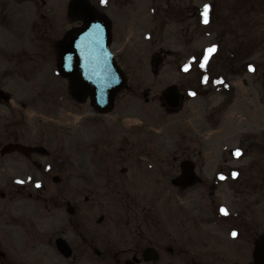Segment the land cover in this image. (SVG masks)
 <instances>
[{"label":"flooded vegetation","instance_id":"flooded-vegetation-1","mask_svg":"<svg viewBox=\"0 0 264 264\" xmlns=\"http://www.w3.org/2000/svg\"><path fill=\"white\" fill-rule=\"evenodd\" d=\"M25 1L32 11L18 13L17 3ZM73 1L0 0V264H258L253 243L264 235L251 238L247 207L225 213L214 197L248 184L236 125L249 118L240 106L251 96L248 75L261 66L252 58H264V0L153 5L144 33L153 43L148 64L155 77L145 88V72L130 74L145 63L125 64L132 35L120 45L130 24L116 21L134 8L90 0L110 24L116 67L128 78L110 112H101L91 93L80 94L70 77L86 48L84 5ZM164 17L176 23L173 32L162 27L169 25ZM176 32L186 49L181 62L188 85L197 84L206 101L218 96L206 118L216 116L221 128L235 126L221 138L214 173L206 172L215 152L209 137L179 139L175 123L169 129L157 124L161 113L175 116L191 100L179 83L156 87L172 67L165 46ZM237 78L247 88L242 97ZM173 84L177 105L165 98ZM140 96L161 110L125 111V103ZM259 176L264 183V173ZM199 194L212 199L205 209L185 203Z\"/></svg>","mask_w":264,"mask_h":264},{"label":"rangeland","instance_id":"rangeland-1","mask_svg":"<svg viewBox=\"0 0 264 264\" xmlns=\"http://www.w3.org/2000/svg\"><path fill=\"white\" fill-rule=\"evenodd\" d=\"M116 1H118V4L129 3L128 5L130 6V8H134V11L131 12V14H129L126 18L121 16L116 21L121 27L122 24L124 26L130 24V27L127 26L128 28L125 30V36L127 37L120 42V45L124 42H127L128 37L132 35L130 41L128 42L129 46L124 52V56H127V62L125 64L130 65L137 62L145 63L144 67H141V70H137L136 68H138L139 66H136L133 67L130 72L132 76L137 74V76L139 77L140 75V78L143 77L142 73H146L143 77L148 78L144 81L143 88H145L147 85H149V83L154 81L153 79L155 76H153L152 73V66L148 64L152 56L151 49H153V43L150 42V39L144 32L151 26L153 12L150 9L153 5H161L164 0ZM17 5L18 13L31 12L33 8L31 2L27 1L19 4L17 3ZM172 17H174V15ZM163 21H167L169 25L162 26L161 21L158 18V23H160L163 28L170 32H173L172 30L176 27V23L172 24V20L170 18L166 19L165 17L163 18ZM175 35L176 41H170V45L165 46L166 48H169L171 50L172 57L170 58V60L173 61L172 67L167 66L163 70L161 75L157 77L158 80L156 81V87L160 89L169 83H179V85L182 86V89L188 93V96L193 98L190 101L187 100L184 103L183 109L175 116H166L165 114L161 113L157 124H160L161 128L169 129V127L173 128V125L175 123L177 125L179 139L183 137L202 138L204 136H210L211 143L214 146H212L211 151L215 152L210 161L212 169L208 164L206 172L208 171V173H214L218 166L221 165V138L226 135L225 132H231L232 130H234L235 126L234 128H221L218 127V118H216V116L211 117V121L210 119L206 118V112L211 110L210 105H212V103L218 101V96L212 95V98L206 101L203 96L197 95V84H195L194 86H191L190 84L188 85L187 80L189 79L190 75H187L185 67L181 62L183 59L181 55L185 54L184 52L186 49L181 46V42L179 40V35L177 32L175 33ZM261 50L264 53V45H262ZM259 56L260 54L257 53L252 58L253 63H261L259 71H255L253 75H248L247 78L248 86H250L248 87V90L251 96L249 98V101L246 100L247 105L240 106L241 111L245 115L247 114L249 118L246 120L242 119V123H240L241 126L238 124V126L236 125V127L242 128V137L244 139L243 149L246 150L245 155L248 156V158L246 157L244 159V161H246L244 181L247 179V183L249 185L245 183L242 184L241 182L238 184L237 190L233 188L234 191L232 192H228V190L226 189H223L222 191H216V196L214 197L216 200V204H220V206L225 207L227 211L231 209L233 212H239L240 210L238 211L237 209L241 208V206H243L244 208L247 207L246 213L244 215L247 216L250 222L251 238H261L262 235H264V183L260 180L259 176L260 173H264V58H259ZM147 72L149 73L147 74ZM236 80L238 82L237 84L239 95L242 97L241 94L245 93L247 88L244 87L241 78H237ZM193 93H195V95H193ZM212 93L213 91L211 92V94ZM128 99L130 98H127V100ZM244 108L246 109V111L243 110ZM147 110H161V106L154 102L146 103L141 96L140 98H134L132 102L127 101L125 103V111H128L129 113H135V111L146 112ZM238 132L240 131L238 130ZM248 134L251 135L249 136ZM161 139L163 140L166 138L162 137ZM228 139L229 140L225 142L234 147L235 141L230 142L231 139ZM251 157L255 159L251 161ZM253 162L255 163L252 164ZM198 196H186L187 200H185V203L188 204L190 202H194L198 206L197 207L195 205V207L204 208L207 201H212V199H209L207 194H199ZM234 203H236V205ZM246 203L248 205H246ZM219 228L220 230L222 229L221 225H219ZM225 228L227 232L230 229L229 227ZM220 232L222 233V230ZM243 243L244 240L242 239L240 243H237V245L240 246ZM253 246H255V242L253 243Z\"/></svg>","mask_w":264,"mask_h":264},{"label":"water","instance_id":"water-1","mask_svg":"<svg viewBox=\"0 0 264 264\" xmlns=\"http://www.w3.org/2000/svg\"><path fill=\"white\" fill-rule=\"evenodd\" d=\"M83 2L86 4L83 10L86 20L83 35H88L89 54L87 57H77L76 72L70 77L80 88L79 93H92L96 106L101 111H108L113 104L114 94L123 88L127 78L117 69L115 57L110 50V24L105 17L96 13L89 2ZM168 92L171 98L178 100L174 86L169 87ZM254 256L259 264H264V239L256 245Z\"/></svg>","mask_w":264,"mask_h":264},{"label":"snow or ice","instance_id":"snow-or-ice-1","mask_svg":"<svg viewBox=\"0 0 264 264\" xmlns=\"http://www.w3.org/2000/svg\"><path fill=\"white\" fill-rule=\"evenodd\" d=\"M102 2H107V0H102ZM209 8H210V5H205L204 6V9H205V22H207V15H208V10H209ZM216 49H215V46H213V47H211L208 51H209V53H211V52H213V51H215ZM187 68H188V66H185V70H187ZM193 95H195V93H193ZM237 156H239V155H241V150L240 149H237L236 150V153H235ZM233 175H237V173H233ZM223 178V177H222ZM21 183H23V181H21ZM222 211H224L225 213L227 212V210L226 209H222ZM232 235L233 236H236L237 235V233L234 231L233 233H232Z\"/></svg>","mask_w":264,"mask_h":264}]
</instances>
